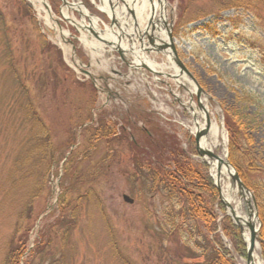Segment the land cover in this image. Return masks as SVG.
I'll list each match as a JSON object with an SVG mask.
<instances>
[{
    "label": "rangeland",
    "instance_id": "374dc122",
    "mask_svg": "<svg viewBox=\"0 0 264 264\" xmlns=\"http://www.w3.org/2000/svg\"><path fill=\"white\" fill-rule=\"evenodd\" d=\"M71 1L97 19L95 33L108 44L63 19L60 0H46L69 33L65 51L30 0H0V264L9 244L24 251L18 264H210L218 243L240 264L221 228L223 218L233 221L219 197L215 240L188 217L173 238L169 227L181 203L137 183L132 159L146 156L141 130L151 121L211 177L205 159L193 153V120L184 106L191 101L200 111L203 103L217 126L212 152L233 166V128L254 157L252 180L264 183V69L258 62L264 40L254 15H264V0H248L247 10L226 8L228 0H162L167 46L156 40V28L151 36L160 50L144 31L147 10L139 2L132 8L127 0H107L110 15L101 8L105 0ZM68 13L81 21L77 11ZM133 42L157 73L112 48ZM69 153L76 157L69 178L89 176L95 193L60 207ZM241 209L248 217L244 199ZM256 242L264 262L259 236Z\"/></svg>",
    "mask_w": 264,
    "mask_h": 264
},
{
    "label": "trees",
    "instance_id": "16d2710c",
    "mask_svg": "<svg viewBox=\"0 0 264 264\" xmlns=\"http://www.w3.org/2000/svg\"><path fill=\"white\" fill-rule=\"evenodd\" d=\"M247 1L248 0H228L222 3V5L226 8H242L247 10L250 7ZM254 15L259 27L261 26L260 28L263 32L262 38L264 40V15L258 12H256V14L254 13ZM258 62L264 69V43L259 48ZM228 123L231 122L228 121ZM146 124L147 127L141 130L145 136L141 143L143 144L142 147L146 149V156L132 159L135 167L134 180L141 186L143 185L164 192L168 199H171V197L176 198L177 204L181 203L179 217L173 219L171 216L174 222L169 227H172L171 231H169L170 236L174 238L175 234L180 233L185 223L184 220L188 217L194 220V222L200 221L204 231L207 232V234H211L215 240L217 238L216 235H218L217 231L219 225L216 221L218 216L214 206L216 204L218 205L217 208H219L220 203L218 201L217 189L207 173V166L203 163L191 161L189 156L177 147L176 143H168L166 136L157 128L156 123L150 121ZM103 125H105L104 120ZM232 126L233 125H230V127ZM43 128L42 126V129ZM232 129L229 134V160L239 172V176L243 183L254 195L258 217L261 221L258 236L261 242V256L264 259V183H258L252 180V176L258 172V169H254V157L250 156L247 149L248 147L239 141L238 136L235 137V133L232 134ZM111 135L115 136V134ZM65 143L68 144L69 142L65 141ZM137 145H139V142ZM134 147L136 150V145H134ZM193 153L196 154L195 151H193ZM52 155L50 161L53 159ZM75 160L76 157L74 154L69 153L63 163V174L60 177V182L66 177L68 178V182L66 185H59L57 203L60 207L71 202L75 204L78 199L94 196L95 193V189L90 185L91 181L89 176L81 177L82 173L79 172L72 175L71 179L69 178L72 173L71 169H68L71 168ZM250 171L253 172L251 176H249ZM223 220L227 222L226 224L223 223L221 226L224 235L231 239L237 254L241 257H245V245L237 227L227 218ZM207 236H203L204 239L206 238V241L208 240ZM218 244V250L215 251L216 254L213 253V255H211L212 257L209 259V263L234 264L229 257V251L220 243ZM7 250L5 264H18L19 257L24 252L22 251L21 245L9 244ZM190 255L192 256V254Z\"/></svg>",
    "mask_w": 264,
    "mask_h": 264
},
{
    "label": "bare ground",
    "instance_id": "6f19581e",
    "mask_svg": "<svg viewBox=\"0 0 264 264\" xmlns=\"http://www.w3.org/2000/svg\"><path fill=\"white\" fill-rule=\"evenodd\" d=\"M34 5H36V9L43 18V21L46 26L56 32L58 37V44L64 48L66 51V47L62 44L64 38L69 34L65 30H61L58 25L53 21L52 13L46 8V0H30ZM62 2L61 7V16L65 19L68 23L74 24L78 31H88L86 28L87 26L84 23V17H87L90 20V29L97 30V19L90 16L85 9L76 3H72L71 0H60ZM128 2L132 3V8L135 6L137 2H139L142 7L147 10L146 19L148 24L146 26V33L152 34L153 30L156 28L158 33L156 34V40L159 43H167V25H166V14H165V3L162 0H127ZM106 2V1H105ZM106 12H111V7L107 4L101 7ZM75 10L81 16V21H76L72 16L69 15L68 10ZM139 8L136 6V11ZM110 14V13H109ZM121 49L122 52L128 54H132L135 57L133 66L140 67V66H147L151 71L154 73L156 72V64L151 59H148L146 54L144 53V48L138 47L134 42L131 43L128 47L122 44L114 43L112 48ZM123 48V49H122ZM165 55L168 58V61H171L172 56L168 50H165ZM75 63V62H74ZM73 63V66L75 65ZM176 71V70H175ZM157 73V72H156ZM184 106L188 109L192 116L193 126L190 128L191 133L194 134L198 131H202L206 129V133L202 135L199 139L198 145L200 148H203L208 151H213L212 143L218 144L217 142V126L212 119H210L207 115V107L202 103L200 111L196 108V105L193 102H189L184 104ZM208 117V127L206 128V118ZM221 159H208L205 157L204 159L208 162L210 167V174L213 179L217 182L219 189H220V197L222 201L226 205V212L231 216L233 221L237 222L238 225L241 227V235L244 239L246 246L249 245V230L247 227L248 223L254 224L256 222V218L252 215L251 217H247L241 209L242 199L248 198L245 194H241L242 191L239 190L236 186V182L232 180V176L234 173V169L231 166L226 164V160L224 157L219 156ZM230 242V241H229ZM232 244V243H231ZM258 243L254 242V248L250 256V260L247 262L245 259L239 261L240 264H264L263 260L260 257L259 251L257 252ZM234 252L237 256V253L234 249Z\"/></svg>",
    "mask_w": 264,
    "mask_h": 264
},
{
    "label": "water",
    "instance_id": "95a60500",
    "mask_svg": "<svg viewBox=\"0 0 264 264\" xmlns=\"http://www.w3.org/2000/svg\"><path fill=\"white\" fill-rule=\"evenodd\" d=\"M150 43H152V40L151 38L149 39ZM165 46V45H163ZM161 48V47H159ZM119 53H121V51L118 49L117 50ZM147 67V66H145ZM199 90V88H198ZM199 108H201V104L198 105ZM208 118H206V128L208 127ZM206 132V129H203L202 131H198L194 134V141H195V148H196V151L198 153L199 156L201 157H204V156H207L209 159H220L216 154H214L213 152L211 151H208V150H205L203 148H200L199 145H198V142H199V139L202 135H204V133ZM221 160V159H220ZM226 164L228 166H231L228 161L226 160L225 161ZM232 167V166H231ZM233 168V167H232ZM234 169V168H233ZM232 180L236 182L238 188L242 191L241 194L243 195H247L249 197V199H245V203L247 205V209H248V217H251L252 215L254 217H257V211H256V205H255V202H254V198L253 196L251 195L250 191L248 190V188L242 183V181L240 180L237 172L235 171L234 169V173H233V176H232ZM215 186L217 188V190L219 191V186L218 184L216 183L215 181ZM122 199L128 203H131L133 200L127 196V195H123L122 196ZM252 203V204H251ZM225 205V203H223ZM235 224L238 226L239 230L241 231V227L240 225L237 224V222H235ZM247 227L249 229V233H250V236H249V247L247 248V262L250 260V256H251V253L253 251V247H254V240H255V237H256V233H257V229H255L254 225L251 224V223H248L247 224Z\"/></svg>",
    "mask_w": 264,
    "mask_h": 264
}]
</instances>
